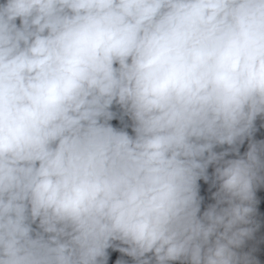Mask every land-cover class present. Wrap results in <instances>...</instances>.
<instances>
[{"label":"clouds","instance_id":"clouds-1","mask_svg":"<svg viewBox=\"0 0 264 264\" xmlns=\"http://www.w3.org/2000/svg\"><path fill=\"white\" fill-rule=\"evenodd\" d=\"M258 120L264 0H0V264H264Z\"/></svg>","mask_w":264,"mask_h":264}]
</instances>
